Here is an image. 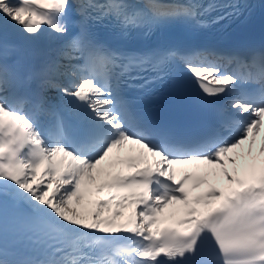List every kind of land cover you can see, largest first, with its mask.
<instances>
[{
    "label": "snow or ice",
    "instance_id": "1",
    "mask_svg": "<svg viewBox=\"0 0 264 264\" xmlns=\"http://www.w3.org/2000/svg\"><path fill=\"white\" fill-rule=\"evenodd\" d=\"M238 7L0 0V264H264V52L164 39ZM10 32L57 46L30 64ZM166 78L206 110L195 132L138 106Z\"/></svg>",
    "mask_w": 264,
    "mask_h": 264
},
{
    "label": "bare ground",
    "instance_id": "2",
    "mask_svg": "<svg viewBox=\"0 0 264 264\" xmlns=\"http://www.w3.org/2000/svg\"><path fill=\"white\" fill-rule=\"evenodd\" d=\"M14 38V40H13ZM8 40L11 44L15 45L17 48L26 51L28 53H30V57H29V63L30 64H38L40 62V60L48 53H50L54 48L51 47L50 45L46 44V43H35V42H30V41H25L20 39L18 36H16L13 33H9L8 35ZM23 41V42H20ZM24 43H29L30 47H25L23 44ZM245 72V71H244ZM53 91H55L53 89ZM56 92V91H55ZM50 97L55 98L58 93H54L53 94H48Z\"/></svg>",
    "mask_w": 264,
    "mask_h": 264
},
{
    "label": "rangeland",
    "instance_id": "3",
    "mask_svg": "<svg viewBox=\"0 0 264 264\" xmlns=\"http://www.w3.org/2000/svg\"><path fill=\"white\" fill-rule=\"evenodd\" d=\"M13 40H14V38H13ZM31 42H35V43H46V44L50 45L53 48L57 46L56 42L50 40L48 37H43V38H41L39 40H35V41H31ZM49 93L54 95V93H56V92L53 91V90H50Z\"/></svg>",
    "mask_w": 264,
    "mask_h": 264
}]
</instances>
